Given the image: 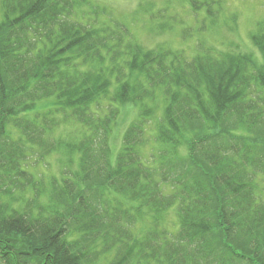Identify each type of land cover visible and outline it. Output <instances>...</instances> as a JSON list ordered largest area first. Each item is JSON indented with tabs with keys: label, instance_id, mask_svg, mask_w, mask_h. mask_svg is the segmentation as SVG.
Wrapping results in <instances>:
<instances>
[{
	"label": "trees",
	"instance_id": "trees-1",
	"mask_svg": "<svg viewBox=\"0 0 264 264\" xmlns=\"http://www.w3.org/2000/svg\"><path fill=\"white\" fill-rule=\"evenodd\" d=\"M88 4L0 0V264H264V32L187 56Z\"/></svg>",
	"mask_w": 264,
	"mask_h": 264
},
{
	"label": "rangeland",
	"instance_id": "rangeland-1",
	"mask_svg": "<svg viewBox=\"0 0 264 264\" xmlns=\"http://www.w3.org/2000/svg\"><path fill=\"white\" fill-rule=\"evenodd\" d=\"M91 5L107 8L104 13L105 21H117L124 25L139 43L147 48L158 44L172 49L184 51L188 56L206 48L223 49L237 45L243 52H250L257 60L262 61L259 49L253 41V36L260 34L264 27V0H215L207 2L194 11L189 0H88ZM101 18V19H102ZM198 49V50H197ZM251 50H256L255 53ZM135 107L128 106L121 110L114 130L115 139L112 147V158L115 159L118 147L128 125L139 115ZM137 115V116H136ZM72 129L66 126L59 129L64 133ZM69 156L64 151L61 155H50L45 165L39 163L38 170L46 176L59 173L62 163H68L71 158V171L77 170L78 156ZM261 183L264 197V180ZM153 217V212L147 213ZM176 212L169 210L159 215L162 227L171 231L176 230ZM151 220L138 223L139 228L151 224Z\"/></svg>",
	"mask_w": 264,
	"mask_h": 264
}]
</instances>
